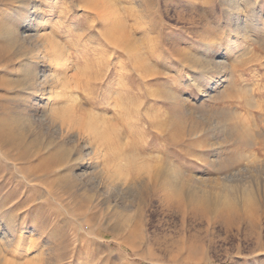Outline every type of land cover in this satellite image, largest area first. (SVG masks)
Segmentation results:
<instances>
[{
    "label": "rangeland",
    "instance_id": "1",
    "mask_svg": "<svg viewBox=\"0 0 264 264\" xmlns=\"http://www.w3.org/2000/svg\"><path fill=\"white\" fill-rule=\"evenodd\" d=\"M227 1L111 0L135 50L94 56L89 1L34 0L69 58L43 84L61 92L51 117L77 113L64 136L50 114L23 130L50 49L37 64V42L0 37V264H264V201H234L250 184L264 196V0ZM31 2L0 0V19ZM233 15L250 38L235 40ZM221 56L226 71L211 69ZM218 197L228 208L211 210Z\"/></svg>",
    "mask_w": 264,
    "mask_h": 264
},
{
    "label": "bare ground",
    "instance_id": "2",
    "mask_svg": "<svg viewBox=\"0 0 264 264\" xmlns=\"http://www.w3.org/2000/svg\"><path fill=\"white\" fill-rule=\"evenodd\" d=\"M89 1L90 4V8L92 9V11L95 14V18H97V20H99L100 23V29L102 32V36L103 40H101L100 42L98 41V45L99 48H97L98 50H92V52H90L92 55L96 56L98 54H100L99 52L103 51L104 49H106L105 47H107L109 44L114 46V50L116 52V55L119 56L121 55L120 52H124L126 49L130 51H134L135 48L134 47H130L128 48L126 46V42L123 39L122 33H120L118 30H120V23H118L119 18H117V12L112 8V5L110 4L111 0H87ZM236 0H228V6L229 9H233V5L235 3ZM15 3H20L22 2V0H14ZM24 2V0H23ZM29 2V1H28ZM30 6L27 10H26V15H20L22 16V18H20L18 15L21 14L19 13L17 10L13 13L10 10L6 13V15H4L2 17V20L0 22V37L4 38V40H8V41H20V42H37V52H34V50H29L26 55L27 57H33L35 59H37V64H39L40 62L42 63L43 58L45 57V52L46 50H49L51 52V55L49 56V60L50 62L48 63L50 70H48V72L46 74H42L41 76L37 77V79H34V81L32 82V84L30 85V91L28 93L25 94V96H30L34 99V101H36V105H38V107H36V109L34 110L33 113L30 114L29 117H25L22 118V122H23V130L27 133H25L26 135L31 136L30 132L33 131L34 132V128H33V124H34V120L35 119H39L40 117L44 116L45 114H50L49 117H51V114L53 113L52 111L54 108L50 107V103L52 101L57 102L56 100L58 99V97L60 96V93L55 90V88H50L49 90L45 89V87L43 86L44 82L48 79V80H52V81H57V71L55 69V67H59L63 69V71L67 68V65L69 63V58H67L66 56H63V52H60V49H58L59 47H57L58 45L54 44L56 42H54L55 40H53L54 38L49 39L47 36L50 35H44L42 34V27L44 26V21L42 16L37 15V11L35 10L34 6H35V2L34 0H32V2L30 3ZM115 7V5H114ZM118 10V9H117ZM20 11V10H19ZM21 12V11H20ZM247 17V16H246ZM20 19V22L17 23V21ZM239 17H237V15H233L232 16V33L234 34L235 40H237V36L242 35V37L244 39H248L250 38L249 35V28H248V22L247 19L244 21V23H239L238 22ZM120 22V21H119ZM247 22V23H246ZM122 25V24H121ZM263 27V25H262ZM52 34V33H51ZM46 36V37H44ZM52 36V35H51ZM46 38V40H45ZM48 38V39H47ZM234 40V42L232 43V45H229L228 47V51L231 53V56L233 58H236L240 52H238V44L236 43V41ZM23 46V45H22ZM97 46V45H96ZM47 51V52H49ZM242 53V52H241ZM48 54V53H47ZM21 55V54H20ZM115 55V56H116ZM138 55V54H137ZM26 57V58H27ZM47 57V56H46ZM102 57V56H101ZM29 59V58H28ZM48 59V58H47ZM31 61V59H30ZM27 62V63H23V67L27 68L32 66L31 62ZM20 64L22 65V62H20ZM196 64V63H195ZM201 65V63L199 64ZM6 66V65H5ZM197 65H195L196 67ZM229 66V65H228ZM2 67V66H1ZM22 67V69H23ZM227 67V62L225 61V59L223 58V56L220 57L218 62H214L212 63V68L211 69H217V70H222V71H226L225 68ZM24 68V70H25ZM198 68V67H196ZM27 70V69H26ZM203 71L199 72V70L194 69L193 72L194 74H196L197 78L194 77H187V80L184 82L186 84L188 83H194V84H198L200 81V77L197 74H200V76H203ZM26 72V71H24ZM36 73H38L39 71L36 70ZM41 77V79H40ZM27 79V78H26ZM29 80V79H28ZM39 81H42V84H39ZM59 81H60V77H59ZM47 82V81H46ZM48 83V82H47ZM29 86V83H26ZM52 84V83H51ZM40 85V86H39ZM53 85V84H52ZM61 85V84H60ZM27 86V87H28ZM26 87V86H25ZM25 89V88H24ZM23 89V90H24ZM22 90V91H23ZM25 92V91H24ZM176 96V95H175ZM173 97V96H172ZM26 98V97H25ZM73 99V98H72ZM71 100V98H70ZM69 100V101H70ZM74 100V99H73ZM71 100V101H73ZM75 101V100H74ZM73 104V103H72ZM55 105V104H54ZM56 106V105H55ZM57 106H59L57 104ZM69 106V105H68ZM50 107V108H49ZM60 107V106H59ZM67 107V106H66ZM61 108V107H60ZM58 108V110L60 109ZM71 108V107H70ZM39 109V110H38ZM57 110V109H56ZM57 110V111H58ZM67 110H70L69 107L67 108ZM67 110H64L65 112H67ZM75 110V108H74ZM60 111V110H59ZM63 111V110H62ZM60 112V115H57L58 117L55 118L54 116H52L50 119H52L53 121H56L55 123L58 126V131H60V135L64 136L63 134L65 133L64 130L66 131V128H71V123H68L66 120H64V115L65 112ZM56 112V111H55ZM70 112V111H69ZM67 112L70 116L72 115H76L73 113H69ZM72 114V115H71ZM45 115V116H48ZM69 117L70 121L74 120V117ZM55 120H54V119ZM78 118V117H77ZM58 119V120H57ZM76 119V118H75ZM43 120V119H42ZM48 120V119H46ZM49 121V120H48ZM79 123V120L77 121ZM81 124V123H80ZM11 125V124H10ZM16 125V124H15ZM77 125V124H76ZM75 126V125H74ZM78 126V125H77ZM81 126V125H80ZM11 127V126H10ZM8 127V132L11 133L13 132L15 129L12 127L10 128ZM57 128V127H56ZM73 128V126H72ZM22 130V129H21ZM22 130V131H23ZM23 131V132H24ZM15 132V131H14ZM17 132V131H16ZM77 132V131H76ZM79 132V131H78ZM12 134V133H11ZM34 134V135H33ZM33 137L36 135V132L33 133ZM59 135V136H60ZM66 135V134H65ZM61 136V137H62ZM32 137V136H31ZM70 137V136H69ZM62 139V138H60ZM68 139V138H67ZM54 141V140H53ZM62 141V140H59ZM52 142V141H51ZM50 142V143H51ZM69 142V141H68ZM33 143V142H32ZM63 143V142H62ZM39 144V143H38ZM40 146V144L38 145ZM44 146V145H43ZM61 146V145H60ZM90 151V150H89ZM67 150L65 152V154L67 155ZM63 153V152H62ZM88 153V152H87ZM71 154V153H70ZM64 155V154H63ZM65 158V157H64ZM75 159V158H74ZM84 158L82 156L77 157L75 162L77 161H82V163L84 162ZM87 162V161H86ZM73 163V162H72ZM76 164V163H75ZM82 165V164H81ZM84 170V169H83ZM171 176V175H170ZM176 176V175H175ZM257 184V183H256ZM252 185V184H250ZM245 186L244 188L242 187V190H240V195L237 196V198L234 200L235 203L241 208L244 209L247 206H251V205H255L257 206V204H259V202H261V198L264 201V196H260L257 193L254 192V189H252V186ZM238 186V185H237ZM237 188V187H236ZM238 191V190H237ZM223 194V193H222ZM200 196V195H199ZM226 196V195H225ZM233 199V198H232ZM255 203V204H254ZM262 204V203H261ZM229 205V199L228 198H224V197H218L216 199H214V201L212 202V204L210 205L212 208L211 210H215L217 207L221 206V207H226ZM237 207V206H236ZM228 208V207H226ZM3 259V258H2Z\"/></svg>",
    "mask_w": 264,
    "mask_h": 264
}]
</instances>
